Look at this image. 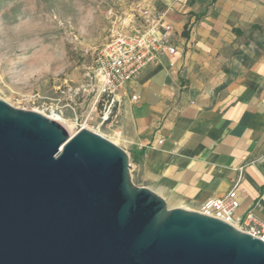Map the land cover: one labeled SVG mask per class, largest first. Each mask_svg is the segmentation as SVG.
Returning <instances> with one entry per match:
<instances>
[{
	"label": "water",
	"instance_id": "95a60500",
	"mask_svg": "<svg viewBox=\"0 0 264 264\" xmlns=\"http://www.w3.org/2000/svg\"><path fill=\"white\" fill-rule=\"evenodd\" d=\"M0 264H264V240L170 207L101 133L0 98Z\"/></svg>",
	"mask_w": 264,
	"mask_h": 264
},
{
	"label": "crops",
	"instance_id": "0c3cea01",
	"mask_svg": "<svg viewBox=\"0 0 264 264\" xmlns=\"http://www.w3.org/2000/svg\"><path fill=\"white\" fill-rule=\"evenodd\" d=\"M163 12L176 53L126 83L121 134L110 133L134 181L170 207L199 210L237 185L235 216L264 222V47L247 37L264 0H173Z\"/></svg>",
	"mask_w": 264,
	"mask_h": 264
},
{
	"label": "rangeland",
	"instance_id": "374dc122",
	"mask_svg": "<svg viewBox=\"0 0 264 264\" xmlns=\"http://www.w3.org/2000/svg\"><path fill=\"white\" fill-rule=\"evenodd\" d=\"M171 1L0 0V98L46 115L61 110L63 125L76 133V116L92 97L79 89L91 90L99 51L118 28L141 27L144 9L164 11ZM247 37L264 47V21ZM98 123H89L91 130ZM101 132L120 145L117 135Z\"/></svg>",
	"mask_w": 264,
	"mask_h": 264
},
{
	"label": "built area",
	"instance_id": "2783aa9c",
	"mask_svg": "<svg viewBox=\"0 0 264 264\" xmlns=\"http://www.w3.org/2000/svg\"><path fill=\"white\" fill-rule=\"evenodd\" d=\"M143 11L141 27L131 26L129 30L118 28L111 40L99 51L94 80L90 84L91 90L88 91L85 87L79 89L83 97L86 91L87 95L92 92V97L82 114L80 117L76 116V120L82 123L80 129L88 128L92 121H98L94 131L108 137V134L101 132V128L105 127L109 132L121 134L116 125L122 101L121 91L126 83L148 65L159 61L161 55L176 53L174 26L165 19L164 12L149 9ZM131 98L137 100L139 97L132 95ZM51 113L63 115V111L56 108ZM239 206L240 200L235 185L225 195L210 198L202 203L199 211L231 223L264 240V222L251 210L236 217L235 212Z\"/></svg>",
	"mask_w": 264,
	"mask_h": 264
},
{
	"label": "bare ground",
	"instance_id": "6f19581e",
	"mask_svg": "<svg viewBox=\"0 0 264 264\" xmlns=\"http://www.w3.org/2000/svg\"><path fill=\"white\" fill-rule=\"evenodd\" d=\"M48 115V114H47ZM49 117H51V118H53V119H56V120H58V121H60L62 124H64V125H68V122H67V120H65L63 117H62V115H60V114H53V115H48ZM89 129H92V128H90V127H88ZM112 140V139H111ZM113 142H115V143H117V141L116 140H112Z\"/></svg>",
	"mask_w": 264,
	"mask_h": 264
}]
</instances>
